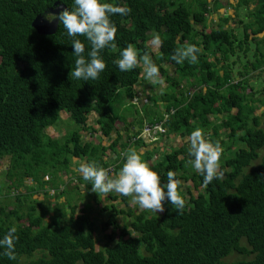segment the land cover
Returning <instances> with one entry per match:
<instances>
[{"label":"trees","instance_id":"obj_1","mask_svg":"<svg viewBox=\"0 0 264 264\" xmlns=\"http://www.w3.org/2000/svg\"><path fill=\"white\" fill-rule=\"evenodd\" d=\"M103 2L132 11L111 16L118 29L116 48L102 51L106 68L100 78L83 81L69 77L76 57L72 38L58 19L53 35H39L31 27L37 16L48 22L45 16L50 11L60 6L71 9L74 0H0V161L8 158L6 180L15 178L12 188L17 191L28 178L46 197L39 174L54 177L66 172L72 160H94L106 169L112 167L109 174L116 176L126 158H120L115 147L122 154L130 148L139 150L143 142L137 137L144 125L160 124L164 115L166 133L183 140L199 127L207 139L219 141L224 175L205 187L199 172L188 173L192 157L189 143L184 142L150 165L162 183L172 170L176 179L199 192L194 196L185 188L183 213L178 214L167 201L158 217L146 210L133 213L128 208L130 197L109 196L111 202L119 200L124 210L110 204L102 207L100 212L107 217L100 222L102 244L97 249L91 209L77 211L71 198L64 197L68 195L65 188L51 185L54 193L48 197L53 201L63 197L64 202L50 211L43 202L33 201L22 213L25 198L13 195V210L0 206V239L10 228H17L16 259L9 260L0 249V264H264V154L260 155L264 131L258 128L260 117L255 114L262 108L264 116V87L257 90L249 81L264 71V0ZM222 9H230L233 16L214 27L207 25V18ZM154 34L163 44L152 54L148 42ZM77 38L85 44L87 55L88 41ZM128 43L141 56L149 53L165 84L159 101L147 98L151 104H142L141 111L130 103L133 86L145 83L139 77L140 67L121 72L114 63ZM185 43L200 49L197 63L177 64L171 59ZM251 45L254 50L249 55ZM60 113L66 114L73 128L53 139L45 131L56 129ZM89 114L95 116L97 130L87 125ZM127 114L131 121L121 128L124 137L114 125L125 123ZM81 131L98 133L109 140L108 146L81 143ZM107 151L115 157L110 163L105 161ZM141 157L149 163L152 155L145 151ZM76 180L86 193L91 191L90 182L82 176ZM72 190L79 195L76 187ZM118 216L128 223L119 226ZM232 254L250 258L227 263Z\"/></svg>","mask_w":264,"mask_h":264},{"label":"clouds","instance_id":"obj_2","mask_svg":"<svg viewBox=\"0 0 264 264\" xmlns=\"http://www.w3.org/2000/svg\"><path fill=\"white\" fill-rule=\"evenodd\" d=\"M131 11L130 7L114 5L103 2V0H74L71 9H63L58 13H49L45 16L49 23L58 19L67 35L72 38L73 54L76 59L69 77L83 81L100 78V74L106 68V62L101 56L102 51L107 47L116 48L114 41L118 29L111 20V16L116 14L127 16ZM79 36L85 37L90 45L87 55H85V44L77 38ZM150 43L153 48L158 49L162 46L163 41L159 34H154ZM199 52L200 49L195 44L185 43L175 50L171 59L177 64H182L185 61L195 64L198 62ZM114 63L121 72L133 70L142 64L145 78L150 83H162L160 68L153 62L149 53L146 51L142 56L139 55L132 43L127 44L120 53V59L115 60ZM166 118L167 116L164 115L162 122L157 125H144L137 138L141 141L145 140L143 135L146 133L143 131L145 127H148L150 132L146 135H150V138L147 139L149 141H145L146 144L150 142V144L157 143L158 146H163V142L171 140V137H176L166 133L162 128ZM188 141L190 145L188 153L192 157L189 164L201 174L203 185L207 187L214 179L222 178L224 173L220 165L223 154L221 143L207 139L204 130L199 127L191 132ZM141 148L137 151L135 148H130L124 154L118 152L120 158H123L124 155L126 159L116 176H110V170L99 166L94 160L80 164L77 171L82 175L83 180L90 182L91 191L95 193L107 195L115 192L123 197H131L132 202L139 208L154 212L157 215L165 212V201H167L176 209L178 214H182L186 200L178 191L181 181L176 179L174 171L169 170L166 183H162L160 175L150 167L159 158H156L153 164L145 162L141 157L143 152L139 153ZM113 159H115L114 156ZM44 181L46 183L48 180ZM47 191H52L49 196L54 193L53 190ZM16 233L17 228L12 227L0 239V249H4L2 255L9 260L16 259L15 242L19 239Z\"/></svg>","mask_w":264,"mask_h":264},{"label":"rangeland","instance_id":"obj_3","mask_svg":"<svg viewBox=\"0 0 264 264\" xmlns=\"http://www.w3.org/2000/svg\"><path fill=\"white\" fill-rule=\"evenodd\" d=\"M233 16V13L230 9H222L217 11L216 13L212 14L210 17L207 18V25L209 24V26L214 27L219 20L222 19H226L227 16ZM231 21H228L225 24V28L227 27V25L230 24ZM211 23V24H210ZM207 32V31H206ZM165 32L161 33V36H165ZM153 39V37L150 38L149 42H148V48L150 49L152 54H155L157 52V48H153L150 41ZM250 54L253 52L254 50V46L251 45L250 47ZM248 55V57H249ZM140 78L142 80L145 81L144 85L142 84H136L135 86H133L132 91L134 92V98L130 101L131 104H133L139 111H141V105L145 104V105H150L151 102L149 100H147V98L149 97H154L156 98V101H159V94L161 92V90H163L165 88V84L162 81V83H156V84H152L150 83L146 78H145V74L143 71V65L141 64L140 66ZM168 71V76H173L172 71L170 68H167ZM257 75H259V77L255 78ZM254 79L249 80L251 81V83L253 84V88H257V90L261 89V87H264V71L262 70V72H258L255 75L253 74L252 76ZM257 82H262V86H260V84H258ZM184 84V83H183ZM262 90V89H261ZM247 92H249L247 90ZM259 96V94H258ZM158 112L162 111V108H158L157 109ZM232 114H234V111H232ZM255 114L258 115L260 117V124L259 127L260 129H262L264 131V116H263V109L262 108H257L255 111ZM131 121V116L130 115H126L125 117V123L122 122H116L115 123V130L119 133H121V135H123L124 137L126 136L125 133H123L121 131V128L123 126H125L128 122ZM56 129H46V134L53 139H60L62 138L65 133L67 131H70L73 128V124L70 123L67 119L66 114L64 113H60V121L56 123ZM87 125L92 127L94 130H97V126L95 125V116L92 114L87 115ZM130 131V129H129ZM114 136V135H112ZM111 136V137H112ZM157 136V135H156ZM124 137L122 138V140L125 141ZM144 138H146L145 140H142L143 142V147L141 148L142 152H149L152 155L151 160L149 161V164H153V161L156 158H161L163 155L168 154L169 152H171L174 148H179L182 146V144L184 142L189 143L188 138L185 139H180L178 136L177 137H171V140H167L166 142H163V146H158L157 143H153L150 144V142H146L145 141H149L147 139L150 138V135H143ZM229 136H226L225 140H230ZM161 140V139H160ZM80 142L83 143H91V144H95V143H100L102 146L107 147L109 144V140L105 139V138H100L98 133H91L88 131H81L80 132ZM145 142V143H144ZM115 151L118 153L119 152V146L117 145L115 147ZM264 154V149L260 151V155ZM113 159V155L110 153V151H107L105 153V161H108V163H110V160ZM82 164L81 161H76V160H72L71 161V165L69 166V168L67 169L66 172H61L56 174L54 177L49 176V174L46 175H40V181L43 182L44 180H48L45 185H43L41 187V190H44L46 192V190H53L54 188H52V184L56 185L59 190L61 189H66L68 191V195L64 196V197H70L71 198V203L76 205V210H80L83 207H88L90 208V212H89V216L90 219L92 220V222L95 224L96 227V232L94 235L95 238V247L96 249L99 248L102 244L101 241V237L102 234L100 233V222H103L106 220L107 217V213H101L100 210L102 209V207L106 206V205H113L115 206L116 210H124L123 205L119 202V200L116 201H109L107 198L109 196H115L117 198L118 193H109L107 195L104 194H98L95 193L93 191H90L89 193H86L85 191V187L83 184H80L77 182L76 178L81 177L82 175L77 171L79 165ZM8 168V158L4 157L1 159L0 161V206H6V211H10L13 210L15 207V203H14V199H13V195H23L22 197L25 198V200L21 201V212L25 213L26 209L28 207H30L31 203L33 201H37V202H43V206H47L48 210L50 211L51 208L53 207V205H56L57 203H63L64 199L60 198L59 200H50V198L48 197L49 193L52 191H47V195L46 197L43 196L42 191H39V189L37 188L38 186L34 183H32V181L28 178L23 179L22 180V185L21 187L16 188L17 191H14V189L12 188L13 185L17 184L16 179L15 178H11L10 181L8 182L6 180L5 177V173L6 170ZM110 170V173H112L111 167L108 168ZM191 172H197L192 165H190V170L188 173ZM113 176V175H110ZM69 181V182H68ZM45 182V181H44ZM74 187L77 188L78 192H79V197L76 195L75 191L72 190L74 189ZM9 188V189H7ZM186 189L189 190V192L196 196V194H198L199 192L194 190V188L189 184V183H185L184 181H181V184L179 185V189H180V194L182 196H184V198H187L186 195ZM27 190L29 191V193H27ZM198 190V189H197ZM93 193V194H92ZM96 194V195H94ZM52 202H55V204H52ZM128 208H130L132 210L133 213H138V211H141L143 209L139 208L138 205L134 204L132 202V199L130 197L129 202H128ZM35 211H38V207L35 206L34 207ZM154 215H156L157 217L160 216V214H156L153 212ZM129 220H123L122 217L118 216L117 219V223L119 224V226H122L123 224H127ZM22 224L26 223V220H22L21 222ZM45 224V221L43 222V225ZM110 231L106 232L105 234H108ZM133 236V235H131ZM243 244V243H242ZM244 245V244H243ZM36 252H34L33 254V258H36L37 254H35ZM250 257H246V256H239L237 254H232L229 258L226 259V262H233V261H237V260H242V259H248Z\"/></svg>","mask_w":264,"mask_h":264},{"label":"water","instance_id":"obj_4","mask_svg":"<svg viewBox=\"0 0 264 264\" xmlns=\"http://www.w3.org/2000/svg\"><path fill=\"white\" fill-rule=\"evenodd\" d=\"M63 10V7H58L54 11H50V13H58ZM57 26V21L53 20L51 23L42 20L41 17L37 16L33 22L31 23V27L35 30V32L39 35H53Z\"/></svg>","mask_w":264,"mask_h":264},{"label":"built area","instance_id":"obj_5","mask_svg":"<svg viewBox=\"0 0 264 264\" xmlns=\"http://www.w3.org/2000/svg\"><path fill=\"white\" fill-rule=\"evenodd\" d=\"M149 132H150V129L148 127H145L143 133H146L147 134Z\"/></svg>","mask_w":264,"mask_h":264},{"label":"crops","instance_id":"obj_6","mask_svg":"<svg viewBox=\"0 0 264 264\" xmlns=\"http://www.w3.org/2000/svg\"><path fill=\"white\" fill-rule=\"evenodd\" d=\"M142 151H139V153H141Z\"/></svg>","mask_w":264,"mask_h":264}]
</instances>
